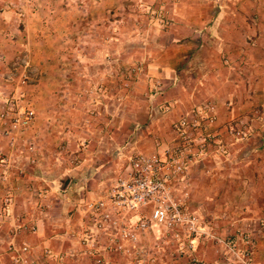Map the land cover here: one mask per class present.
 <instances>
[{
  "label": "rangeland",
  "instance_id": "rangeland-1",
  "mask_svg": "<svg viewBox=\"0 0 264 264\" xmlns=\"http://www.w3.org/2000/svg\"><path fill=\"white\" fill-rule=\"evenodd\" d=\"M29 1L0 0V210L13 204L21 214L14 225L0 221V251L9 234L15 239L5 253L20 257L17 262L11 257L12 264L33 254L27 238L34 216L51 225L74 213L71 228L79 233L74 222L82 207L97 199L84 193H96L99 182L107 186L134 156L160 153L172 136L170 125L207 104L215 112L224 152L192 164L173 192L185 213L196 217L199 233L182 254L183 241L147 245L153 247V264H253L264 237L258 207L264 204V194H258L264 181L257 176L264 169L261 108L222 120L218 109L229 112L228 99H181L180 92L194 86L192 64L185 65L190 66L186 73L179 66L183 55L195 54L182 49L183 41L194 37L184 30L194 23V0H137L124 9L129 14L106 8L90 18L85 5L73 1L69 21L65 14L49 18L50 7L58 10L59 3ZM182 12L187 21L179 19ZM202 56L226 61L217 52ZM173 75L178 84L170 82ZM27 110L33 112L28 125L11 129L13 118ZM229 127L235 131L229 133ZM51 190H64L76 205L66 203L67 197L58 202L48 195ZM118 258L115 264H126Z\"/></svg>",
  "mask_w": 264,
  "mask_h": 264
},
{
  "label": "crops",
  "instance_id": "crops-1",
  "mask_svg": "<svg viewBox=\"0 0 264 264\" xmlns=\"http://www.w3.org/2000/svg\"><path fill=\"white\" fill-rule=\"evenodd\" d=\"M73 1L82 2L85 5L83 12L88 14L90 18L92 15L99 14V12L104 11L106 8L110 12L122 10L119 16L122 14H129L126 13L124 9L130 7L131 3L137 0H30L28 3H30V5L36 4L37 2H49L52 3V5H58L59 3L61 5H58V10L56 9V5H53L55 7H50L49 18L55 17L56 15L64 18L65 14L66 19L69 21L72 17L70 9L72 6L71 2ZM194 2L196 5L192 13L194 23L184 28L185 31L194 37L184 40L182 49L184 51L192 50L195 54L191 59L189 55H183L182 58H185V60L179 63V66L192 64V67L185 66L184 71L186 73L188 67L193 69L195 72L193 76L194 86L180 92L181 99L190 100L191 98H197L198 95L202 97L205 96L208 99L211 97L219 102L228 99L231 103L230 111L226 112L223 109H218V116L221 114L222 120L225 119L226 114H241L251 110V107H256L258 105L261 108L263 117L259 126L260 130L263 132L264 0H194ZM62 5H66V7H62ZM204 7L207 10L204 9ZM95 10L97 12H95ZM36 11V9L34 11L32 10V12H34L33 14H35ZM28 14L33 16L32 13ZM178 15L179 19L187 21L185 12L179 13ZM252 18H256L255 23L251 22ZM212 36L214 38H212ZM250 36H254V39H250ZM230 37L235 39L234 43L229 40ZM211 47L215 48V52L220 53L222 63H224L223 60H226L224 65L215 60L209 61V59H205L202 56L204 53H206L207 56L215 53L211 50ZM198 52H200L199 55H197ZM172 65L175 66L174 64ZM176 67L177 66H175V68ZM167 69L173 72L171 67ZM170 79H172L170 80L172 84H178L179 76L176 77L173 75ZM186 83H189V80H186ZM216 125L218 126L217 122ZM169 137L170 142L171 136ZM262 146L264 147V144H262ZM260 157L259 164L264 167V153ZM127 165L123 166L121 172H119L117 176L124 174ZM257 176L258 179L264 181V169H260ZM98 177L102 178L103 174ZM102 183L103 182H99L101 185L96 187V193L92 194L86 192L84 194H91L90 197L96 195L94 198L98 199L104 194L110 184L102 186ZM63 191L64 190H61V192L58 193L51 190L48 195L50 193L54 194V199L58 202H62L64 197H67L68 200L66 199V203L71 206L76 205L75 201L66 196ZM261 193L264 194V188L260 187L258 194L261 195ZM85 201L87 200L85 199ZM20 204L21 202L18 203L19 206ZM258 207L260 214H264V204ZM57 208L60 210L59 205ZM19 209L20 207H14L13 204L2 208L0 210V221H2V224L14 225V223L17 222L16 218L21 215ZM84 210L85 207H82L80 212L81 218L74 222L79 223L77 224L79 226V233H75V230L71 228L70 222L75 221L73 217L74 213L70 216L68 215L65 223L62 222V219L52 220L51 225L47 224L46 220L39 216H34L32 219H29L30 222L28 225H32L33 228L27 239L32 246H35L36 250L33 248L34 252L29 258H24L23 262L15 264H95L91 258L83 256L79 252L78 234H80L82 225L84 224ZM72 217L73 220L71 219ZM59 218L60 215L55 219ZM20 221L22 222L23 220ZM76 235L77 237H75ZM14 239L15 237H11L9 234L2 238L4 250L3 252L0 251V264H12L10 259L12 254L9 257V255L5 253V247L8 242ZM0 249H2V246H0ZM37 249L39 250L38 253L35 252ZM42 252L47 254L42 257ZM115 258L118 257L114 256L111 264H115L113 262ZM253 260V264H264V237L260 242L259 249L253 256Z\"/></svg>",
  "mask_w": 264,
  "mask_h": 264
},
{
  "label": "built area",
  "instance_id": "built-area-1",
  "mask_svg": "<svg viewBox=\"0 0 264 264\" xmlns=\"http://www.w3.org/2000/svg\"><path fill=\"white\" fill-rule=\"evenodd\" d=\"M32 116L33 112L27 110L13 118L9 127L25 128ZM170 129L171 141L160 153L131 158L124 174L114 178L101 197L84 205L79 252L95 264H111L114 256L126 264H153V247L147 245L152 241H183L178 254L184 252L183 246L192 248L199 233L197 219L185 213L173 192L184 182L192 164L223 153L224 147L220 145L215 112L207 104L191 109ZM228 129L229 133L235 131L233 127ZM239 133L243 135L237 130ZM8 250L16 251L12 245ZM12 260L17 262L20 257L13 256Z\"/></svg>",
  "mask_w": 264,
  "mask_h": 264
}]
</instances>
